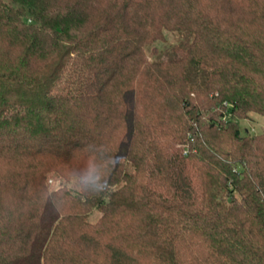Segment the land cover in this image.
I'll list each match as a JSON object with an SVG mask.
<instances>
[{
  "label": "trees",
  "instance_id": "obj_1",
  "mask_svg": "<svg viewBox=\"0 0 264 264\" xmlns=\"http://www.w3.org/2000/svg\"><path fill=\"white\" fill-rule=\"evenodd\" d=\"M250 112L264 0H0V264H264Z\"/></svg>",
  "mask_w": 264,
  "mask_h": 264
},
{
  "label": "rangeland",
  "instance_id": "obj_2",
  "mask_svg": "<svg viewBox=\"0 0 264 264\" xmlns=\"http://www.w3.org/2000/svg\"><path fill=\"white\" fill-rule=\"evenodd\" d=\"M174 40L171 34H168L167 36V43H170ZM157 47L160 49L159 42L157 44ZM235 122H237L241 129L248 128L253 131L254 133H258L264 130V118L259 116L256 113H248V115L240 120L235 119ZM51 182V180L49 181Z\"/></svg>",
  "mask_w": 264,
  "mask_h": 264
},
{
  "label": "clouds",
  "instance_id": "obj_3",
  "mask_svg": "<svg viewBox=\"0 0 264 264\" xmlns=\"http://www.w3.org/2000/svg\"><path fill=\"white\" fill-rule=\"evenodd\" d=\"M113 160H114V158H113ZM95 183H100L99 179H97V181H96ZM104 187H105V186H103V187H100V188H98V189H97V188H95V187H93V188H92V190H94V191H100V192H101V191H103V190H104Z\"/></svg>",
  "mask_w": 264,
  "mask_h": 264
}]
</instances>
